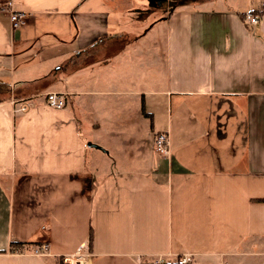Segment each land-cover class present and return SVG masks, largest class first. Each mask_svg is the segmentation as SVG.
Listing matches in <instances>:
<instances>
[{
  "label": "crops",
  "instance_id": "0c3cea01",
  "mask_svg": "<svg viewBox=\"0 0 264 264\" xmlns=\"http://www.w3.org/2000/svg\"><path fill=\"white\" fill-rule=\"evenodd\" d=\"M124 1L0 0V264H64L80 247L84 264L255 262L264 0ZM14 98L33 106L15 114Z\"/></svg>",
  "mask_w": 264,
  "mask_h": 264
},
{
  "label": "built area",
  "instance_id": "2783aa9c",
  "mask_svg": "<svg viewBox=\"0 0 264 264\" xmlns=\"http://www.w3.org/2000/svg\"><path fill=\"white\" fill-rule=\"evenodd\" d=\"M11 5V4H10ZM11 21L14 29H18L22 27L27 20V15L22 12H12L11 13ZM247 19L250 24L253 26L258 25L259 19L253 15H247ZM45 103L48 107L53 109H64L66 107L65 98L61 93L50 92L45 95ZM13 111L15 114L17 113H25L27 112L33 105L30 99H25L21 101L13 100ZM171 148V138L169 133L162 132L156 135L155 138V150L158 154L162 156H169ZM49 253V246L47 244L37 247L34 251V255L45 256ZM86 253L83 247H80L75 253H73L70 257L64 259V264H84V260L86 257ZM157 264H165L164 257H158L155 261ZM178 264H192L189 260L188 256H184L183 258L177 261Z\"/></svg>",
  "mask_w": 264,
  "mask_h": 264
},
{
  "label": "rangeland",
  "instance_id": "374dc122",
  "mask_svg": "<svg viewBox=\"0 0 264 264\" xmlns=\"http://www.w3.org/2000/svg\"><path fill=\"white\" fill-rule=\"evenodd\" d=\"M142 1L144 2L146 0H142ZM161 1L162 0H159V2H161ZM186 1H188V0H186ZM128 2L131 3L132 1L131 0H127L126 2L124 1L123 3L126 4ZM151 2H152L151 0H148L145 3V5H149ZM144 11H149V14H147V16L150 19V22H151L150 25L154 24L155 22L158 21V19H161L162 18L163 10H161L159 7L149 8L148 10L146 9ZM143 23H144V21H143ZM13 100H16V99L14 98ZM134 111H136V110H134ZM131 116L134 118V122H133L134 128L137 129L140 126L147 125V122L145 120H143V123L141 125H140V119L138 120L139 122L135 120L136 118H138V115H136V113H134V115H131ZM101 141H102L101 143L106 146V144L104 143L105 141H103V140H101ZM109 145H110V143H109ZM259 253H260V256H256L257 257V260H255V262H247V263H244V262L238 261V260L237 261L235 260V261H225V262H221V261H218V260H210L209 259V260H206L205 262H201L199 264H264V246L261 247V251ZM154 264H157V263L154 262Z\"/></svg>",
  "mask_w": 264,
  "mask_h": 264
},
{
  "label": "trees",
  "instance_id": "16d2710c",
  "mask_svg": "<svg viewBox=\"0 0 264 264\" xmlns=\"http://www.w3.org/2000/svg\"><path fill=\"white\" fill-rule=\"evenodd\" d=\"M259 14H264V6L261 9V11L258 12ZM142 112L143 114H145V106L142 105ZM90 244H92V235L90 234ZM26 245V243H11V247H10V251L13 253H19L23 251L24 246ZM174 264H178V263H174Z\"/></svg>",
  "mask_w": 264,
  "mask_h": 264
}]
</instances>
